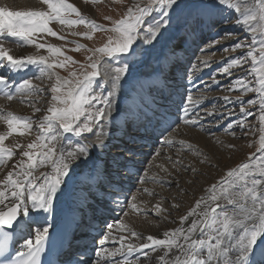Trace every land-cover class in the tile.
Returning a JSON list of instances; mask_svg holds the SVG:
<instances>
[{"label":"snow or ice","instance_id":"1","mask_svg":"<svg viewBox=\"0 0 264 264\" xmlns=\"http://www.w3.org/2000/svg\"><path fill=\"white\" fill-rule=\"evenodd\" d=\"M225 5L241 13L231 0H150L128 7L125 16L106 29L85 19L69 0H40L38 9L29 10L0 4V93L9 100L16 93L31 96L43 91L33 79L55 80L49 88L46 113L35 122L13 114L0 116L7 125V131L0 134V165L5 166L0 178V264H133L134 253L139 261L148 251L158 250L161 264H264V136L259 155L250 154L249 162L228 170L179 217L178 227L160 237L143 238L123 219L111 215H129L125 182L133 176L140 179L137 158L149 139L154 140V154L159 156L155 145H171L169 135L179 123L202 127L210 136L215 135L213 128L238 129L247 135L251 128L246 122L255 118L257 105L264 125V39L258 48L254 38L246 43V37L220 49L225 53L239 50L211 77L213 85L229 93L240 92L235 98H222L224 111L208 108L201 112L199 100L191 94L197 85L188 77L195 65L186 68L179 54L189 37L205 28L214 29L218 10ZM254 6L257 11L242 13L243 19L237 17L234 23L246 26L258 21L248 31L264 32V0H254ZM53 24L89 26L91 32H72L89 40L97 31L116 36H109L102 47L86 49L91 53L90 63L72 70L69 65L78 61L61 47L41 42L46 37L65 39ZM231 35L225 33L223 39ZM5 41L34 46L37 54L14 56ZM221 43L217 36L207 47ZM82 48L77 44L73 50ZM41 49L48 54H39ZM200 63L208 66L207 59ZM56 69H69L68 77H61ZM233 69L244 74L237 75ZM34 70L38 72L34 77L13 79ZM217 74L228 80L227 86L215 78ZM250 92L257 95L244 100ZM236 105L239 113L232 110ZM34 123L39 131L35 141L5 146L13 134H31ZM169 163L177 171L182 166L171 158ZM41 167L48 171L37 175L35 170ZM171 207L179 209L178 204ZM131 210L141 211L135 203ZM152 212L162 216L168 209L158 203ZM87 228L92 232L85 233ZM17 234L22 241L12 252ZM86 235L97 241L92 250L80 244ZM110 243L118 246L110 249ZM118 256L121 259H115Z\"/></svg>","mask_w":264,"mask_h":264},{"label":"rangeland","instance_id":"2","mask_svg":"<svg viewBox=\"0 0 264 264\" xmlns=\"http://www.w3.org/2000/svg\"><path fill=\"white\" fill-rule=\"evenodd\" d=\"M149 2L150 0H75L72 3L76 7H79L81 15L85 19L94 21L95 23L102 25L104 28L110 29L114 26L115 21L120 20L125 16L128 7H131L136 3L143 6ZM231 3L239 5L241 7V13H236L235 9L229 8L227 5L222 6L218 10V14L214 19V29L212 27L205 28L203 32L198 33L196 37H189L187 42L184 43V50L179 54L181 61L186 68L190 65H195V67L191 68L188 78L197 85V87L192 89L191 94L194 100H199L197 107L201 109V112L208 108H216L220 111H224L225 102L222 98L225 95L233 98L240 96L239 91L229 93L228 91L212 84L211 77L216 69H219L222 63L226 64L228 59L239 55V50L237 52L229 51L225 53L220 49L236 43L237 40H245L246 37V43H251V40L254 38L256 41L255 47L258 48L260 41L264 39V32L257 31L256 33H250L248 31L249 28L257 26L258 21H253L251 25L246 26L243 24L238 26L234 23L237 17H240L241 20L243 19L242 13H252L257 11L254 6V0H231ZM225 20H228L229 22L224 23ZM52 27L60 35L65 37L63 40L57 38L60 42L56 46L61 47L66 55L71 56L74 60L79 62V64L75 66L69 65V69L72 70H79L80 64L87 65L90 63L87 60V57L91 55V53L86 51V49L102 47L107 42L109 36H112L113 38L116 36L115 33L110 31H97L91 33L92 39L89 40L79 35H72V32H91L89 26L81 24L68 28L67 26L53 24ZM225 33H232V35L227 39H223ZM217 36L222 38V43L210 48L207 47V42L215 39ZM41 42H46L45 38L41 40ZM11 43L14 44L13 42ZM48 43L51 42L48 41ZM77 44H82L85 48H82L79 51H74L73 49L76 48ZM27 47L33 48L34 46H21L19 48L20 52L32 54L29 49L26 50ZM202 47L205 48V51L203 52H201ZM43 51L45 54L47 53L46 50L43 49ZM255 54L259 57L258 52ZM105 59L108 58H103L101 64H103V60ZM204 59L208 60L207 67H204L200 63L201 60ZM113 67H115V64H113ZM248 67H250V58L249 65H245L246 69ZM69 69H56V71L61 77H68ZM87 70L91 71L90 68ZM101 71H103V69H101ZM232 71L237 75L244 74L240 69H233ZM34 72L36 73L33 74ZM36 75H38V72L34 70L26 73L23 78L29 76L34 77ZM215 78L227 86L228 80L225 77L217 74ZM249 79L252 78L249 77ZM20 80H16V82H19ZM54 82V79L46 80L45 76H43L38 80L33 79L34 85L43 90L41 93H34L31 96H22L20 93H16L11 100L7 99L4 94L0 95V101L3 103L0 107V116H7L14 107L18 108L25 106L26 103H28V105L25 106V108L29 109L30 107L36 108L39 106L43 111L45 108L43 101L51 95L49 88ZM256 95V93L250 92L245 94L243 99L247 100ZM201 96L204 97L203 100H200ZM228 107H231V105ZM232 110L235 113H239V105H236ZM260 114L261 110L257 105L255 109V118L250 117L246 122L251 128L247 135H244V133L238 129H234L233 132H226L213 128L212 131L215 135L210 136L202 127L185 126L182 123H179L173 128L169 135V139L173 141L171 145L163 143L155 145V149L160 152L159 156L154 154L153 145H150V143L147 144L146 147L148 148V151L146 156H140L146 157V159L144 158L145 162L142 165H136L138 169H141L140 179L138 180L135 177L131 179H134L131 184L128 183L130 189H128L129 191L126 193L128 196V208L126 210L133 214L135 213L143 216L144 221L149 219L153 221L160 220V216H156L152 212L154 202L156 201L155 199L158 198L162 204H165L168 207H166L168 212L163 215H169L170 213V216H172L171 212L173 210L170 208V204H176L178 203L177 201L180 202L179 198L181 197V194L191 196V200L193 201L188 202V205L192 203L191 206L193 207L195 200H198L199 197L203 196L202 192L204 187L207 185L210 187L211 184L216 183L231 168H234L241 163L249 162L248 157L250 154L255 153L259 155L257 149L260 145V137L264 136V131L261 130L264 128V125H262L259 120ZM234 118L235 117H233V119ZM207 119H211V117H208ZM205 127H207V125H205ZM196 135L203 136V138H206L207 142L203 144L197 143L198 140L196 141L194 139ZM36 138L37 136L35 137V140ZM180 141H184V145H181ZM187 145H191V148L189 149ZM56 147L59 149V144H57ZM169 158L181 162L182 166L179 168V171L172 168L169 163ZM193 161L196 162L193 163ZM157 162H160V164L165 162L167 171H165V169H155L154 164ZM196 165H199V167H196ZM163 166L164 165L162 164L161 167ZM193 169H195V171H193ZM208 169H211L213 173L211 174L208 172ZM202 178H207V181L201 182ZM161 181H165V183H161ZM167 181H170L171 184L169 185ZM134 182L136 184H134ZM132 184L134 185L132 186ZM193 186H199L200 189L196 191ZM149 193H155V195H150ZM140 194L146 196L145 206L140 209L141 211H132L131 204L137 202V196H140ZM133 196L136 197L135 200H132ZM182 207L179 205V208ZM175 211L178 212L179 209H176ZM115 216H118L120 219L125 217L119 212H117ZM138 230L139 229L137 228L135 232ZM127 235L126 232V236ZM108 246L114 245L109 244ZM158 253H160L159 250L155 252L148 251L147 257L141 256L139 261H137V264H153L157 259Z\"/></svg>","mask_w":264,"mask_h":264},{"label":"bare ground","instance_id":"3","mask_svg":"<svg viewBox=\"0 0 264 264\" xmlns=\"http://www.w3.org/2000/svg\"><path fill=\"white\" fill-rule=\"evenodd\" d=\"M70 1L73 2L75 0H70ZM0 4H7L10 7H12L14 10H29V9H38L40 7V0H0ZM45 40H46L47 43H48V41H50L53 45H57L60 42L56 37H46ZM5 46L8 47L11 50V54H13L14 56H17V57L37 54V49L35 47H33V48L27 47L26 48V50L29 49L30 52H32V54H31V53H26V52H20V49L19 48L21 46H17L16 43L12 44L11 41H5ZM39 54L46 55L47 53L45 54V52L43 51V49H41V50H39ZM35 73L36 72H34L33 74H35ZM9 75H11V74H9ZM24 75L25 74L16 75V76L13 77V79L15 81L16 80L23 79V76ZM45 78H46V80H49L47 76H45ZM0 87H2V86H0ZM2 94L3 93H0V95H2ZM50 99H51V95H49V97L45 101H43V104H45V108L43 109L42 112H35V108L34 107L33 108L30 107L29 109L28 108H25V106L28 105V103H26L25 106H21V107H18L17 106L18 108L14 107V109H12L9 112V114L16 115L17 117H29V118H31L35 122L38 118L42 117L46 113V109L49 106ZM2 104L3 103L0 101V107H1ZM36 108H39V106L36 107ZM6 131H7V125H6V123H4L3 121L0 120V134L4 133ZM37 135H39V131L35 127V123H34L33 131H32L31 134H26V136H24V137H19L18 135L13 134L12 137H8L6 139L5 146L12 147L13 144H15V143H23V144L26 145L27 143H30V142L35 141V137ZM194 139L196 141L198 140L197 143H199V144H203V143L207 142L206 138H203V136L201 137L199 135H196L194 137ZM143 150H144V148H143ZM14 151H18V150L14 149ZM143 155H146V153L143 154ZM144 158L146 159V157H138L137 158L138 159V162L137 163L138 164H143L145 162L144 161ZM14 159H15V157H14ZM195 162L196 161H193V163H195ZM9 163H11V162H9ZM162 164L164 165L163 167H161ZM154 167H155V169L158 168V170L167 169V167L165 165V162H162L161 164H160V162H157L156 164H154ZM196 167H199V165H196ZM4 168H5V166L0 165V178H2V176L4 174ZM35 171H36V174L38 175L40 172L48 171V169L41 167V168H37ZM208 172H210L211 174L213 173L211 169H208ZM132 178H135V176H133ZM133 180H129L128 182H125V184L127 183V186L125 185V192L126 193L129 191L128 189H130V187H128V186H130V185H128V183L131 184V182H133ZM203 181H207V178H204V179L202 178L201 179V182H203ZM134 184H136V183L134 182ZM134 184H132V186ZM193 188L196 191L200 189L199 186H196V187L193 186ZM208 188H209L208 185L203 188L204 189L203 192H202L203 193L202 194L203 196L206 194V189H208ZM141 194H140V196H137L138 197V200H137V202H135V204L137 205V208L138 209L144 208L145 203H146V196L141 195ZM180 196H181L179 198L180 202L177 201L178 203H176V201H175V203L178 204V205H180L181 207L182 206L183 207L182 208H179V211L176 212L175 211L176 209H173L171 207L173 204H170V208L173 210L171 212L172 216H170V215H163V217L160 216V218H161L160 220H154L153 221V220H150L149 219V220H145L144 221V219H143L144 217L143 216H140V215H137L135 213L133 214V213L129 212V215L126 216V217H123V220L134 231L137 230V228H138L139 230L137 232L143 238H146L148 235H152L154 237H160L164 231H167V230H170V229H175L176 227H178L179 226V217L181 215L186 214L187 211L190 210V208L192 207L191 206L192 203L188 205V202L193 201V200H191L192 199L191 196H187V195H183V194H181ZM155 200L156 201L154 202V205H153L154 207L158 203H160L163 208H166L167 207L165 204H162V202L158 198H156ZM195 202H196V200H195ZM115 214L116 213H114V215ZM164 217H167V219H165ZM173 220L175 221V223L172 222ZM109 222H111V221H109ZM91 232H92V229L90 228V231L87 232V233H91ZM125 235H126V232H125ZM84 238L85 239L80 244L83 245V246H87L89 250L92 249V248H94V245L97 243V241L95 240L94 236L93 235H86ZM130 239L133 242H137L136 241V238H130ZM21 241H22V237H20V235L17 234V236L14 238V245H13V248L16 251L18 250V244L21 243ZM114 246H118V245H114ZM114 246H108V247L111 249ZM160 254L161 253H158L157 259L155 260V262L153 264H161V262L158 259V257H159ZM136 255L137 254L134 253L133 254V257L131 258L133 260V264H137V261L135 259ZM115 259H121V257L118 256Z\"/></svg>","mask_w":264,"mask_h":264}]
</instances>
